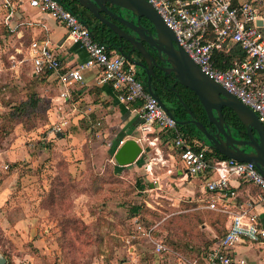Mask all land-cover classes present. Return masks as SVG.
I'll list each match as a JSON object with an SVG mask.
<instances>
[{
	"label": "rangeland",
	"instance_id": "1",
	"mask_svg": "<svg viewBox=\"0 0 264 264\" xmlns=\"http://www.w3.org/2000/svg\"><path fill=\"white\" fill-rule=\"evenodd\" d=\"M24 1L0 0V264H187L224 229L202 182L178 178L177 155L165 161L172 141L141 140L136 161L120 164L109 149L116 133L99 134L95 115L76 119L66 106L76 91L63 103L57 80L33 79ZM162 239L168 251L158 254Z\"/></svg>",
	"mask_w": 264,
	"mask_h": 264
},
{
	"label": "built area",
	"instance_id": "2",
	"mask_svg": "<svg viewBox=\"0 0 264 264\" xmlns=\"http://www.w3.org/2000/svg\"><path fill=\"white\" fill-rule=\"evenodd\" d=\"M148 1L201 70L252 108L264 125V0ZM30 4L63 23L87 53L85 61L65 67L48 42L34 40L30 50L35 74L52 70L53 80L63 86L62 96L67 99L76 84L84 81L86 69L97 70L100 82L109 83L120 102L138 104L141 122L137 139L153 144L162 134L170 133L173 146L179 150L184 175L206 177L204 191L208 195L203 199L204 206L227 214L230 227L202 261L191 259L187 264H234L230 249L236 243L264 241V174L258 167L253 162L210 158V146L200 138L188 141L177 120L148 90L135 63L98 41L90 26L59 0H30ZM228 53H233L232 65L222 69L219 65L227 64ZM56 128L57 132L60 127ZM233 179L254 186L256 199L239 203ZM134 222L138 231L145 227L138 219ZM151 233L152 230L144 231L147 236ZM155 250L162 254L168 247L158 240ZM239 263L245 264V260Z\"/></svg>",
	"mask_w": 264,
	"mask_h": 264
},
{
	"label": "water",
	"instance_id": "3",
	"mask_svg": "<svg viewBox=\"0 0 264 264\" xmlns=\"http://www.w3.org/2000/svg\"><path fill=\"white\" fill-rule=\"evenodd\" d=\"M80 4L90 10L95 17L107 24L120 38L127 39L133 50L141 54L145 62L137 61L122 48L118 51L124 54L130 61L146 69L145 82L148 90L157 97L163 108L174 117L181 125L192 123L199 132L202 140L207 144H213L227 158L238 161L253 162L264 174V125L258 114L249 106L244 104L236 95L232 94L220 83L206 75L200 66L194 62L190 55L178 44L174 31L164 22L162 16L148 0H79ZM119 9H125L132 13L133 17L128 19L121 13L114 12L109 5ZM102 12L108 13L120 23L128 27L135 35L118 24L109 20ZM144 17L148 27L141 23ZM148 43L158 54L157 58L166 61L170 67H160L157 58L144 45ZM157 69L173 72L181 84L196 93L204 107L210 125L216 126L218 132L213 135L204 122L198 120L191 110H188L189 119L179 120L175 114L176 103L167 102L159 95L153 85V78L160 82L163 79L155 71ZM168 88V86L166 85ZM172 89H175L174 86ZM186 106V105H185ZM233 109L241 122L245 125L249 139H237L231 133V128L226 122L223 108ZM60 135V134H59ZM221 135L224 137L221 138ZM250 147L251 150L245 149ZM142 151V146L134 139L126 140L117 150L115 157L122 165L136 161ZM3 262V260H1Z\"/></svg>",
	"mask_w": 264,
	"mask_h": 264
},
{
	"label": "crops",
	"instance_id": "4",
	"mask_svg": "<svg viewBox=\"0 0 264 264\" xmlns=\"http://www.w3.org/2000/svg\"><path fill=\"white\" fill-rule=\"evenodd\" d=\"M23 6V9L26 10V14L29 15L28 19L32 20V24H34L32 27L34 35L36 36L34 40H43L48 42V44L59 55L65 67H73L76 66L78 62L86 60L87 53L85 49L82 47L80 42L70 34L68 28L63 23L54 19L47 12L33 7L30 4V0L27 2L24 1ZM12 13L8 16V19H10L9 21L13 20L12 18L14 14ZM34 40H32V42ZM51 80H53V78H51ZM142 80L144 81L145 79L142 78ZM57 88L61 91L58 98L62 100L63 103H67L69 98L65 99L62 96V91L64 89L63 86L57 82ZM75 91L80 98L76 102L75 106L73 103H65L66 106H73V110L77 112V114H75L77 116L76 119H82L83 117H91L95 115L98 119V123L102 125V129L99 131V134L104 132L108 136V133L109 135L116 133L115 138L109 139L110 152L114 148L117 151L122 145L121 141L125 142L126 140L134 139L140 144L141 140H139V138L137 139V127L141 122L140 114L137 109L138 104L135 103L128 105L120 102L116 98L111 85L109 83L100 82L99 72L97 70L90 68L86 69L84 71V81L76 84L73 89V93ZM65 104L61 109L65 107ZM63 110H65V108ZM65 121V125L72 124L71 122L69 123L68 120ZM161 142L166 143L167 140H162ZM176 151L177 150L173 148V153L170 154L172 158L165 161L172 160V165H174L173 163L175 161ZM181 164V168H178L177 170V174H180L178 178L182 181L191 180L189 184H191L193 180H200L202 182V187H204L206 177H186L184 175V166L182 161ZM171 170L174 171L173 167ZM151 173L155 176L153 169H151ZM232 183L237 190L239 203L245 204L251 199H256L257 192L254 186L251 184H245L238 179H233ZM162 185L163 183L160 184L158 188L162 189ZM153 187H155V185L151 183L150 189ZM230 253L235 260L234 264H241L239 263L240 260H245V264H264V241L252 242L244 240L238 242L230 249Z\"/></svg>",
	"mask_w": 264,
	"mask_h": 264
},
{
	"label": "trees",
	"instance_id": "5",
	"mask_svg": "<svg viewBox=\"0 0 264 264\" xmlns=\"http://www.w3.org/2000/svg\"><path fill=\"white\" fill-rule=\"evenodd\" d=\"M61 3L65 5L69 10H71L74 14L78 15L79 18L84 21L86 24L90 26L92 29L94 37L102 42L108 45V47L111 50L118 51L119 43L117 42V35L114 34V32L104 24L101 20H99L97 17L94 16V14L88 10L86 7L82 6L79 2V0H59ZM117 8V7H116ZM11 32V31H10ZM1 36V34H0ZM232 55L233 53H228L227 55V64L226 65H219L222 69H227L232 65ZM241 55L242 52H241ZM62 61V60H61ZM63 62V61H62ZM53 71L47 70L44 73L36 74L34 75V80L38 81L39 83H45L47 81L56 82V80H51ZM146 84V83H145ZM153 85L155 86L156 90L158 91L159 95L167 102H175L176 103V109L175 114L179 120H184L190 117L188 110H191L193 114L196 116V118L204 123H207L208 116L206 114V111L204 107L202 106L198 96L194 91L189 89L188 87L184 86L179 82V86L176 87L174 85L175 89L167 88V83H163L160 81H157L153 79ZM147 86V85H146ZM186 105V106H185ZM138 106V105H137ZM223 114L226 119L227 124L240 136L246 135L248 136L247 130L245 125L241 122V120L238 118L236 112L228 107L223 108ZM206 125V124H205ZM181 129L186 133V137L188 141L193 142L196 138H201L199 135L198 130L196 127L190 123L186 125H181ZM173 135L170 133L162 134L160 137V140H167L171 141ZM174 149H176L173 146ZM177 150V149H176ZM115 152V148L111 150V153L113 154ZM176 155L180 158L179 150L176 151ZM208 156L210 158H213L214 160L218 159H227L225 155H223L220 151L212 147V149L209 151ZM181 159V158H180ZM245 184H249L248 182H243ZM138 184L141 188L140 192L146 188V185L142 180H138ZM150 187V186H149ZM145 203V202H144ZM144 207L143 203H138L135 206H133V219H138L139 222H141L139 218V214L141 213V208ZM218 218L222 220L224 223V229L221 234H216L213 238L210 239V241L204 246L200 252L192 258L197 259L199 261H202L203 257L206 255L207 251L210 249L212 245H214L216 242L219 241L221 237H223L228 231L230 227V218L227 214L218 212L217 213ZM163 243L164 239L161 240ZM166 244V243H165Z\"/></svg>",
	"mask_w": 264,
	"mask_h": 264
},
{
	"label": "flooded vegetation",
	"instance_id": "6",
	"mask_svg": "<svg viewBox=\"0 0 264 264\" xmlns=\"http://www.w3.org/2000/svg\"><path fill=\"white\" fill-rule=\"evenodd\" d=\"M109 5V4H108ZM109 7L116 13H121L122 15H130V16H133L132 13L128 10H125V9H119V8H116L115 6L113 5H109ZM102 14L104 16H106L109 20H111L112 22L118 24L121 28L125 29L126 31H129L131 33H133L135 35L134 32H132L128 27H126L125 25H123L122 23H120L117 19L113 18L112 16H110L108 13L106 12H102ZM134 18V21H137V18L136 17H133ZM141 23L143 25H145L146 27H148V31L150 32V29L151 27L147 24V21L144 17L141 18ZM105 24V23H104ZM107 27H109L107 24H106ZM110 28V27H109ZM111 29V28H110ZM112 30V29H111ZM113 31V30H112ZM114 32V31H113ZM114 34H116L114 32ZM117 35V34H116ZM117 42L119 43V47L124 49L126 52H130L131 49L133 48V45L125 38H120L118 35H117ZM144 45L153 53V55L157 58L158 54L157 52L152 48L150 47V45L146 42H144ZM131 56H133L137 61H140V62H145V59L141 56V54L137 51V49H132V52H131ZM158 62H159V66L162 68V67H165V68H168L170 67V64L166 61H161L157 58ZM137 68H138V73H139V76H141L142 78H146L147 77V74H146V69L145 68H142L141 66H138L137 65ZM158 67H155V71L157 72V74L163 79L162 81H165L164 83H167V86L168 88H173V86L175 85L176 87L179 86V80H177V78L175 77L174 73L173 72H167L165 70H160V69H157ZM154 79V78H153ZM175 112V111H174ZM190 118V117H189ZM187 118V119H189ZM208 130L213 134V135H216L218 130L216 128L215 125L209 123V121L207 123H205ZM230 127V126H229ZM231 128V127H230ZM231 133L232 135L237 138V139H249V136H246V135H243V136H240L238 135L232 128H231ZM221 138L224 139V137L221 135ZM210 146V148L212 149V147H214L213 144H208ZM215 148V147H214ZM245 149L247 150H251L250 147H245Z\"/></svg>",
	"mask_w": 264,
	"mask_h": 264
}]
</instances>
